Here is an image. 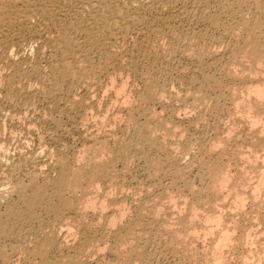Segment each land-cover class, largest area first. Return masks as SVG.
<instances>
[{"label": "bare ground", "instance_id": "6f19581e", "mask_svg": "<svg viewBox=\"0 0 264 264\" xmlns=\"http://www.w3.org/2000/svg\"><path fill=\"white\" fill-rule=\"evenodd\" d=\"M184 19L186 21L187 20L189 21V19H191L189 23L192 22L193 19H194L193 23L195 22V20H197V24L198 22L201 25L203 24L206 27V29L204 28V30H202L200 27L202 31L198 33H196L195 31L193 32L194 27L190 23V25L193 27L192 34L191 33L187 34V31L186 34L179 32L177 28V24L181 23L180 22L181 20L182 23H184L183 22ZM186 23L185 25H188ZM209 28L210 30L212 29L213 31L215 30L216 32H214L213 35H210ZM189 29L190 28H188V30ZM226 40H228L227 43H225ZM212 47H215V49L217 47L220 48L222 47L224 49L221 48L222 50H217V49L213 50ZM223 50L226 52V54L228 53V57L226 59L227 62L223 64L225 66L223 67V69L221 70L220 68L217 69L218 71L223 70V73H221V75H225V76H220L219 73L217 72V69L215 70L218 73L217 75H219V77L217 76L218 78L215 77V75L214 77H210L208 76L209 74L203 76L202 86L204 87V89L203 87L201 86L200 87L204 91L208 90L209 92L210 89V92L213 90L212 93H214V90L215 91L217 90V92L218 91L225 92L226 87L224 86L225 84L227 85L228 82L225 83L226 80L224 77H229L230 80L232 79L235 82H239V84L244 82L247 83L251 75L253 74L256 75L260 73V70L264 68V0H0V73L3 68L4 70H2V74L3 71L7 70L5 75L4 74L0 75V107H2V109L10 108L13 106L15 108V105H13V103L20 104L21 102H23L24 104H32L35 102H39V104H41L42 106L43 105L44 107L47 106L49 110L52 111V113L57 112L62 120L63 119L71 120V122L75 123L74 124L76 127L75 129L81 131L82 125L80 123L85 124L84 121H87L86 123L88 124V121H90V119L93 120V118L94 120L96 118H99L101 120L103 118L105 119V117L108 115L107 114L108 112L106 113V110L110 109L109 107L114 106L115 109L117 107L118 109L117 111L123 115L122 119H124L126 122L125 131L122 134V137L116 139V141L114 140L115 143L113 149L107 148V145H105L104 152H102L101 150L98 151V149H96L97 151L95 152L96 154H94L93 160H91V163L89 162L90 164L89 165L87 164V166H83L81 164L82 159L78 158L75 154H71L68 151H59L60 149L58 147L57 151L56 150L43 151L44 149H42L41 150L42 153L39 152V154H37L38 156L42 154L40 156L46 158V160L44 159L43 160L45 161L46 165H48V172L44 174L45 178L41 184L35 182V180L39 176L37 175V173H33L34 171L32 172L33 174L31 177L30 175H28L31 178L30 182H28L27 180L28 183H25L24 180H21L19 179V177H17L15 173L16 170H11L9 171V173H7L8 171L5 172L6 176L4 175V177L0 179V264H93V259L96 257H98L97 258L98 261L96 263V261L94 260V262L96 264H103L105 262L104 259L106 254H108L110 257L113 256L114 258H116L118 254L119 256L120 254H123L121 253V250L123 249L122 247H124V249H127L126 247L128 245L126 246V243L129 241V237L135 234L134 232L136 226L138 227L139 225H141V224L137 225L138 222L140 223V219L141 222L145 221L144 214L147 216L149 215L146 214L147 212H144L143 214L144 221H142V215H141L142 212L140 214V211L138 209L139 214L137 215L135 214L137 216L135 217L136 219L133 218L134 221L129 220V222L126 223L128 221L127 219L129 218L128 216L130 215L129 213L127 214L129 210L127 205H124L123 201L126 199V196L128 197L130 195L126 193L127 190L129 189L126 188L127 185L125 181H127L126 179L128 175L127 173L130 172L129 169L131 170L130 168L132 167L131 165L134 164V163L131 164L132 163L131 161L137 158L140 161L143 160L144 162L142 161V163L146 164L145 163L146 159L148 158V160H150L148 157V155H150L148 154L149 151H151L150 153L153 152L151 148L154 147V149H156L155 143L159 145L161 144L159 143V141L156 142L157 139L155 137L156 135L154 134L157 133L156 131L158 129L160 130L161 128H163V131L168 130L167 126L171 124L169 122H168L169 124L168 123L166 124V122L165 124L163 123L164 125H166L165 128L167 129H165L163 127L164 125L161 124L162 121H160V123H158L157 121L155 122L156 112L154 113L155 111L154 108L155 107L161 108L160 105H163V101L166 103V98L164 99V95L165 97L171 96V93L165 88V84L167 85L168 83L165 81H169L168 80L169 78L167 77L168 79L163 81V83L165 82V84H162L163 85L162 86L160 84V82H162L160 81V77L162 78V76L160 75L159 71L161 68H163V66L164 68L166 67V69L167 68L169 69L170 68L169 64H168L169 67L165 65H167L169 61L175 58V56H177L176 55L177 53H179L181 56H183V58L187 59L188 61H192L194 64H198L199 66L203 65L204 67L206 66L205 69L207 71L208 70L207 67L208 68L213 67L214 66L213 64L215 63L212 62L213 66H207L209 65L206 64V60L208 59V57L209 59H212L210 57H213L212 54L215 51H218V53L219 51H221L223 53ZM218 53L217 52L214 53L217 55V58H218ZM176 58H178V56ZM214 58L215 57H213V59ZM185 59L181 60L180 58V60L178 61H185ZM218 59L220 60V58ZM178 61L175 63H179ZM215 61H217V59ZM173 62L174 61H172V63ZM220 62L224 63V61H220ZM172 65H174L175 67L178 64L173 63ZM1 66H3L2 69ZM185 67L183 66V69ZM191 67L192 66H190V68ZM181 68L182 66H180L179 69ZM187 68L186 70L184 69V71L182 70L183 73L188 70ZM196 68L197 67H195V70ZM201 68H202L201 70H204L203 67ZM221 68H222V64H221ZM195 70L193 69L188 70V73L189 71H195ZM215 70L213 71L215 72ZM206 71L204 70V72ZM262 71H264V69H262L261 72ZM204 72H202V75ZM262 75L260 74L259 76L258 74L256 77L259 76L260 78L262 77ZM198 76L199 75H197L196 77ZM196 77L191 78L193 79V82L197 80ZM252 77L254 78L255 76ZM130 78H132L133 81L127 82V80H129ZM135 81L141 82V84L143 85V90L141 89L142 92L138 93L137 98L133 100L134 97H132L130 93L127 92V89H129L128 87L129 85L133 87ZM253 83H251L249 85L250 87L247 88L246 90L243 88L244 87L243 85H241L240 87H235L236 84L235 85L233 84L234 87L236 89L239 88V90L231 89L232 91H230L228 90L231 86L230 85L229 88L227 87L228 89L226 88L228 92L230 91V93L227 92L229 95L225 96L226 93L223 94L224 92L223 93L221 92L220 95L222 94V96L220 95L217 96H220L221 98H223L224 96L225 97L231 96L241 101L245 113L243 118L240 116L242 118L241 120L243 121L240 120L238 121H240L241 123L244 121H246L244 123L248 122V124L252 125L251 128L255 130L256 128L255 126H257L258 128V124H262L264 122V78L261 79V82L259 84L256 83L257 85ZM199 84L201 85V83ZM191 85L192 84H190V86ZM233 85L231 86V88H234ZM200 87L199 89L202 90ZM223 88L224 90H222ZM187 90H190L187 93H191V90L193 89L187 88ZM135 93L133 92V95ZM166 93H168V96H166ZM192 93L191 95L194 96ZM201 93H205V92H199V94H197L199 95V97H197V95L194 96L192 98L194 102L197 101L201 102L203 100L205 101V99H207L208 102V98L211 93L210 94L206 93L204 97L203 94ZM207 94H209V96ZM103 95H105L106 97L109 96L108 99L104 100L105 98L104 97L102 100L101 98ZM189 95L190 94L188 95L186 94L187 97L184 95L185 99H187ZM130 96L133 99H131ZM172 96L170 98H175ZM206 96L208 98H206ZM211 96H213V94ZM217 96H214L215 100L218 99ZM189 99H191L190 96ZM211 99L214 100V98ZM223 99H224L223 102H225L226 98ZM183 101L185 100L183 99ZM204 101L202 103H204ZM210 101L211 100H209V103L207 104H210ZM220 101L222 100H219L218 102L220 103ZM183 103L182 106H184L183 107L184 109L182 110L185 111V106L187 103L186 104L184 103V105ZM193 103L191 104L189 103V105L187 104L186 107L188 109L186 108V111L187 110L191 111L193 108H194L193 110H195L196 105L197 107L202 105V104L199 105V102H197V104L195 103L193 104ZM216 103L213 104L216 106ZM207 104L204 105L205 107H208L207 109L205 108L206 111H208V109H210L209 106L211 107L212 105L211 104L208 106ZM217 105H221V104H217ZM16 106L18 107V105ZM164 106L165 105H163V108L161 109H165ZM203 107L200 108L203 109ZM217 107L218 106H216L215 108ZM200 108L198 110L202 111V109L200 110ZM211 109L213 108L211 107ZM217 109H219V107ZM239 109L240 107L237 108V110ZM189 111H187V113H190ZM192 111L191 113H193ZM199 111L197 113H199ZM206 111L204 112L206 113ZM116 112L114 114H116ZM152 113H154L155 115ZM175 113L176 112H173L172 114L175 115ZM205 113L204 116L206 115ZM253 114H255V117L252 116ZM109 115L111 116V113H109ZM153 115L155 116V119ZM198 115H200V113ZM113 116L114 115H112L111 119L113 118ZM117 116H115V118H117ZM150 116L151 118L149 119L148 117ZM176 116L177 114L174 117ZM204 116L200 115L199 118L198 116L195 118H198L201 123H205L206 121H208V119L205 121L206 118ZM143 117H145L143 119L144 121L146 118H148L144 123L139 121L140 120L139 118H143ZM159 117L161 116L159 115ZM159 117H157V119ZM108 118L110 119V117ZM119 118L120 117H118V119ZM172 119L173 118H171L170 120ZM100 121L98 120L97 122L95 120L94 122H97L99 126ZM112 121L114 122V120ZM106 122L107 121L105 120V123ZM110 123L111 121H109V124L107 125H111ZM194 123L196 125L198 124L196 122ZM199 124L197 125L198 128H200ZM172 125L169 127V129L171 128L170 129L171 131H172ZM2 127H4V124ZM2 127L0 128V131H2L1 130ZM258 129H256V131H258ZM177 130L181 131L182 129H177V128L174 129L173 130L174 134L180 132ZM183 130L181 132H183L184 134ZM254 130L253 131L250 130L251 133L254 132ZM260 131H262L261 132L262 136L260 134ZM165 132L167 131H164V134ZM162 133L163 132L160 131V134ZM171 133L169 135H171ZM160 134L159 136L161 137ZM174 134L172 133V138H174L173 137ZM258 134H256L258 135L257 137L260 136L261 138L262 137L264 138V128L262 130H259ZM166 136H168V133ZM180 136L182 135L180 134ZM168 137L166 138L169 140ZM183 137L185 138V134L182 136V138ZM190 137L192 138V136ZM256 138H254L255 141L259 140L258 138L256 140ZM167 139L166 142L164 143H167ZM189 139H185V140L188 142ZM192 139L194 140L193 144H195V139L194 138ZM192 139H190V141ZM170 140H173L172 143L170 142L171 144L178 143L177 141L176 143H173L175 142L174 141L175 139H170ZM176 140L182 141L180 140V138ZM185 140H183V142ZM255 141L253 142L256 143ZM160 142L163 141L161 140ZM164 143L162 144L165 145ZM190 143L189 142L188 143L185 142V144L181 143L185 145V153L189 152V148L193 149V147L191 146L189 147ZM197 143L200 145V143H202V140L200 143L199 141ZM163 145H161L160 147H162ZM183 145L182 147H184ZM199 145H197V148L196 147L194 148L198 149ZM211 145L214 146L215 144L213 143ZM217 145L219 148L220 145L222 146L223 144L220 145L216 144L214 148H216ZM259 145L261 146L263 144H259ZM259 145L258 148L262 147L261 151H263L264 145L261 147H259ZM175 146L176 147L178 146V148L180 147L179 144L174 146L172 145V149L169 148L170 151L173 152L174 151L173 148H175ZM202 147L204 148L206 147V145L205 146L201 145L200 148L202 149ZM214 148L209 149L208 151L214 152ZM107 149L109 150L105 156L109 154V159L107 158L105 159V157H102L101 155V152L106 153ZM157 149L159 148L157 147ZM179 150H181L180 153L183 152V148ZM259 150L260 149H258V151L256 152L257 154H254L253 156H251L252 155L251 153L250 155H245L248 159L250 158L248 156H251L252 157L251 159L256 158L254 161L257 160L256 161L257 163L259 160L262 159L260 166L255 162V164L259 166L258 169H256L259 170V172L257 171L256 172L257 174L254 172L256 174L255 184L251 186V196H253V199L256 200L260 198L261 193L264 190V172H263L264 151L260 157L258 156ZM166 151L168 152V150ZM170 151L168 153H170ZM159 152H162V150H160ZM0 153H5L3 154L5 156H3L4 159L2 158L0 165L2 164L4 165V167H6L5 164L10 161V158L7 155L8 150H6L5 147L0 145ZM156 153L154 156L159 154ZM170 154H168V156H171ZM36 158L38 157H35V159ZM26 159L27 158L25 159L22 158L18 162V164L14 166H16V168L19 169V167L21 168L25 164V166L28 167L27 164H30L32 160L30 161L28 159L30 162L29 163L28 160ZM156 160L154 159V161L157 164V162L160 161V157L159 159L157 158ZM150 161H146V162L150 163ZM254 161L249 160L248 163L253 162V167H254ZM155 162L154 163L152 162L151 164H155ZM159 164L156 166L158 167ZM146 165L148 167V163ZM155 165L152 166L156 167ZM190 165H192V163ZM150 166H149V171L150 169L152 170ZM202 166L204 168L205 165ZM210 166L211 165H209L208 167ZM214 166L212 165V168H214ZM208 167H205L206 171ZM158 168H162V167L159 166ZM260 169H263L261 170L262 172L260 171ZM155 170H159V169L156 168ZM155 170H153V172H155ZM252 170L254 171L255 169ZM215 171L217 172V170ZM207 172L205 173L207 174ZM28 173L31 174L30 172ZM155 173H153L152 176L154 175L156 176L157 173L156 174ZM160 173L162 174V172ZM160 173H158V176H160L159 175ZM214 173L212 172L213 175ZM218 173L222 174V176L221 175L218 176ZM149 174L151 175V173ZM202 174L205 175L204 173ZM226 174H223V172H217L216 175L212 176L213 178L215 176H217L215 178H218L215 180V182L213 181V183H215V184L212 183L214 186L212 185V188L210 186L213 192L216 191L217 193L218 190L222 191V189L224 191L228 189L227 187H229L230 189L231 184L229 185V183L231 179H229ZM224 175L227 176V178L225 177L224 179L223 177ZM247 176L248 175L245 174L243 179L247 178ZM227 179L230 180L228 181L229 183L226 182ZM171 183L170 184L173 186L174 182ZM130 186L131 184L128 185V188ZM187 187L188 185L185 186L184 188ZM131 188L132 187H130V189ZM190 188H191V183H190ZM210 188L208 189V191L210 190ZM187 189L186 192L188 191ZM193 189L196 190L195 187ZM200 189L199 192H203V193L205 192L204 191L205 189L203 190L202 188V191H200ZM140 190L136 192H140ZM132 192L134 191L132 190ZM146 192H151V190ZM124 193L126 194L125 197L123 195ZM203 193L201 194L203 195ZM152 194L153 193H151V196ZM188 194L190 196L191 192L190 193L188 192ZM215 194L214 196H216L218 193L216 195ZM135 195L131 194V196H135ZM121 196L124 197L125 199H123ZM120 197L122 199H120ZM136 197L138 196L136 195ZM168 197L165 199L164 197L163 198L161 197L162 200L159 202H162L163 199L164 200L168 199ZM191 197L193 199L197 198L196 196H193V193ZM218 197H215V199H217ZM129 198L130 197H128V200ZM161 198H157L153 200L158 201V199L160 200ZM173 198L171 197V199L174 202ZM186 198H188V196ZM239 199H241L240 204H242L244 198L239 197ZM258 200L260 201V199ZM146 202L148 204V201ZM146 202H143L144 204H142L145 207L147 205ZM159 202L156 203H158L159 205L160 204ZM163 202L167 203L166 201ZM255 202L256 201L254 200V203ZM127 203L125 202V204ZM162 204L165 205L164 203ZM173 204L174 205L171 204L173 208L172 211L173 212L176 211L177 213V210L175 209L179 208L180 205L179 203H175V202ZM142 205H140L141 206L140 209L143 210ZM151 205L149 206L148 204L147 206L151 207ZM153 205L155 206V202ZM166 205H168V203ZM124 206H126L127 209ZM171 206L166 209L169 210ZM241 206H243V204ZM135 208L137 209V207ZM157 208L160 209L158 210L161 213L166 211V210L161 211L162 209L161 205H159ZM159 211L157 212V209L155 212L150 211L151 216L149 215V217L151 218V220L156 216L157 213L159 214ZM191 212H193V210ZM126 214L128 217L127 219H126ZM194 214H195L194 212L191 213V216H193V218H194ZM167 215H169V213H167ZM172 215L169 218L173 220L176 214H174L173 216ZM131 216L129 219H131ZM156 217L155 218L159 220L160 215L159 216L157 215ZM163 217L165 218V216ZM187 217H190V212H188ZM147 221L148 220H146V222ZM160 221L162 222V220ZM163 221L167 222V218L166 220ZM123 222H125L124 227L121 225ZM148 222L150 224V221ZM146 224L142 223V225L144 226ZM156 225H157V221H156ZM146 226L145 229H147ZM159 227L160 225H158V228ZM164 227H162V229ZM167 227H165V229H167ZM220 227L221 225L218 228L220 229ZM172 228H169L170 230L169 229L168 230L172 231L173 230ZM222 228L220 230L217 229V231L218 230L221 231ZM151 229L154 228H150V230ZM159 230L160 229H158L157 232ZM163 230L161 231L163 232L162 234H164L165 231ZM168 230L165 232H168ZM174 231L175 230H173V233ZM161 232H158V234L156 233L154 234L156 236L158 235V237L159 235H161L162 237ZM146 233H148V231ZM225 233L226 232L224 233L219 232L218 234H225ZM227 233L226 235L223 236L221 235V239L219 235V239H218L219 245H217L216 248L218 260H223V258L226 257L225 255L226 253L224 252V247H226L227 244L230 245L229 242L233 241L231 240L232 236L230 237L231 234L228 233L229 234L228 235ZM139 234L143 235L144 233H139ZM139 234L137 236H140ZM145 234L143 236H145ZM154 234H152V236ZM146 235L149 236L150 234L149 235L146 234ZM175 235L177 236V234ZM175 235L174 237H176ZM253 235H255V233ZM133 237L135 236L133 235ZM244 237L246 238V236ZM249 237H251V235ZM149 238L151 239L152 237ZM138 239H142V237H139ZM160 240L158 239V242ZM137 242H139V240ZM131 243L130 246L132 247L133 245H131ZM145 243L147 245V242ZM145 243L144 246H146ZM135 246L138 247V245L136 244ZM139 249L137 248L136 251H138ZM126 251L127 250H125V252ZM103 253L105 255H103ZM16 257H20L19 262H17L18 260L15 261ZM134 258L133 260L136 259ZM118 260H121V258H118L116 260V264L119 263ZM133 260L131 259L130 262H133ZM124 261H125L124 263H126L127 260L125 259ZM113 262L114 261H112V263ZM221 263L222 262H220V264ZM134 264L136 263L134 262Z\"/></svg>", "mask_w": 264, "mask_h": 264}, {"label": "rangeland", "instance_id": "374dc122", "mask_svg": "<svg viewBox=\"0 0 264 264\" xmlns=\"http://www.w3.org/2000/svg\"><path fill=\"white\" fill-rule=\"evenodd\" d=\"M190 20L191 19H189V21ZM187 21L184 19L183 20L184 23H182V20H181L180 21L181 23L177 24V28H178L179 32H182V33L186 34V31H187V34H190V33L192 34L194 31L196 33H198L200 31L204 30V28L206 29V27L203 24H202L203 26L199 22L197 24V20H195L194 23H193L194 19L192 20V22H190L191 25L194 28L190 25L189 21L188 22ZM185 23L188 24V25H185ZM195 23H196V25H195ZM197 25H198V28H197ZM200 27H201L202 30L200 29ZM188 28H190V29L188 30ZM192 28H193V32H192ZM182 29H184V30H182ZM209 32H210V35H213V33L216 32V31L215 30L213 31L212 29L210 30V28H209ZM227 42H228V40L225 41V43H227ZM212 48H213V50H216V49L217 50H222V49H224L222 47H221L222 49L220 47H217L216 49H215V47H212ZM216 52L218 53V51H215L214 53H216ZM220 52L221 51H219V53ZM214 53L212 54V56L215 57V58L213 59V57H210L213 60L209 59V57L206 60V64H209L207 66H213L214 65L216 67L215 68L213 66L214 69H213V67H209V68L207 67L208 70L206 71V69H205L206 66L204 67L203 65L199 66L198 64H194L192 61H188L187 59L183 58V56H181L179 53H177L176 55L178 56L179 59L176 58L177 56H175V58H173L174 60L172 59L171 61H169V63H167V65H165L167 67L170 66V68H169L170 70L167 68L168 69V71H167L166 67L164 68V66H163V68L160 69L161 72L159 71L160 75L162 76V78L160 77V81H162V82H160V84L162 85V84H165V82H168L167 85L165 84V88L171 93V96L173 95L172 97H175V98H170L171 96L170 97L168 96L169 92L166 93V96H168V97H165V95H164V99L166 98V103L163 101V105H165L164 106L165 109H161V108H163V105H160L161 108L160 107H155L154 108L155 109L154 113L156 112V119H157V117H159V115L161 116V117L158 118L159 121H158V119L157 120L155 119V116H154L155 114L152 113V114H154L153 116H154L155 122L157 121L158 123H160V121H162L161 122L162 125H164L165 122H166V124L168 122L171 123V124L168 123L169 124V126H167L168 130H170L171 128L169 129V127L172 124L175 123L174 124L175 126L172 125V131L171 130L170 131L174 134V132H173L174 129H176V128L177 129H182V130L184 129L183 131H184V134H185V138L184 137H183L184 139L182 138V136L184 135L183 132H181L182 130L181 131L177 130V131H180L181 133L177 132L178 135H177V133H175L177 136L174 134L173 135L174 138H172V133L170 131L164 130V131H167V132H165V134L167 135V133H168V136H169L168 137V136H166L164 134L163 128H161L160 130L158 129L156 131L158 134L155 133L154 135H156L155 136L156 139H157L156 142L159 141V143H161V144L159 145V144L155 143L156 149H157V147L159 149L156 150L153 147V148H151V150L153 152L150 153L151 151H149L148 154H150V155H148V157H149V159L151 161L148 160V158L146 159V161H150V163L145 161L146 164L148 163V167H147L146 164L142 163V161H143L142 159H141L142 161H140L139 159L136 158L135 160L131 161L132 162L131 164L134 163L133 164L134 166L131 165L132 166V167H130L131 170L129 169L130 172L128 171L130 174L127 173L129 176L127 175V178H126L127 181H125L126 185H127L126 188L131 191L130 192L129 190H127V192H126V193H128V195L130 194L128 196L130 198L128 200V197L126 196V199H127L126 200L124 198L125 195H126L125 193L123 194L124 197L121 196L123 199L126 200V201L124 200L123 203H124V205H127V207H128L129 211L127 212V214L129 213L130 216L133 215V216H131V219H129L130 216H128L129 217L128 218L127 214H126V219L128 218L127 219L128 221L126 223H128L129 220L130 221H134V219H136L135 218V217H137L136 215L139 214L138 209L140 211V214L142 212V214H141L142 215V221H144L143 220L144 212H147L146 214H149V215H150V211H154L155 212L156 209H157V212H158L160 210L159 208H157L159 205H161V208H162L161 211H163V210L164 211L166 210V211L162 212L163 215H162V213L160 211H159V214L158 213L156 214V216L160 215L159 220L156 219L157 218L156 216H155L156 218L154 217L151 220L149 215L147 216V215L144 214L145 221L141 222V219H140V223L138 222V224H137V225L141 224V225H139L141 228L139 226L138 227L142 231L136 226L137 229L135 228V232H134L135 234H133L135 237H133V235L130 236L129 237V241L126 243V246L127 245L130 246V243L132 242L131 245H133V246L132 247L130 246L131 247L130 248V247H128V246L126 247L124 245L127 249H124V247H122L123 251L121 250V253H123L124 255L123 254H120V256H119V254L117 255V257H116L117 259L121 258V260H118L119 261V263L117 262L118 264H128V263L129 264H131V263L134 264V262L136 264H145V262H146V264H220V262H222L221 264H247V263L248 264L249 263L250 264H264V199H263L264 198L263 197L264 196L263 195L264 194V190L261 193L260 198H258V199H260V201L258 199H257L258 201L256 199H253V196H251V186L255 184V177H256V174H257L256 172L257 171L259 172V170H256V169H258V167L260 166V164L262 162V159H261L257 163L256 162L257 160L254 161L256 158L255 159H251L252 158L251 156H253L254 154H257L256 152L258 151V149H260L259 152H258V156L261 157V155H262V153L264 151V150L261 151V148H262L261 146L264 145V138L263 137L261 138L260 136L257 137L259 135L258 134L259 130H262L264 128V122L262 124H258V128L260 127L259 129L257 128V126H255L256 127V128L254 127L255 130L251 128L252 125L248 124V122L244 123V122H246V121H244V122L241 123L240 121H243L241 119L244 117V113H245V110L243 109L241 101H239V100H237V99H235L234 97H231V96L225 97V96L229 95L228 93H230V91H232L233 89H236L235 87H240L241 85H243L244 86L243 88L246 90L247 88L250 87L249 85L251 83H253V81H254L253 84H255V85L259 84L261 82V79L264 78V73H263L264 71L261 72V70L264 69V68H262L260 70V73H258L259 76H260V74L261 75L263 74L262 77L259 78V76L256 77L258 74H256V75L253 74V75H251V77L255 76L256 79H258V80H256L255 77L254 78L252 77V79H251V77L250 78L248 77L249 79H248L247 83L246 82H244V83L240 82L241 84H239V82H235L232 79L230 80L229 77H224L225 80H226L225 83H227V82L229 83V84L227 83V85L225 84L224 87H226V88L228 87L229 88L230 85L232 86L233 84L234 85L236 84L235 87L233 85L234 88H231V86H230L229 89L227 88L228 90H230L229 92L226 90V88H225V92L223 91L224 93L222 91H220V92L218 91L219 92L218 93L217 90L216 91L214 90V93H212L213 92L212 89H211L212 90L211 92H210V89H209V92H208V90L204 91L203 90L204 87L202 86L203 85V83H202L203 82V80H202L203 76H206L207 74H209L208 76H210V77H214V75H215V77H217V76L219 77V75L220 76H225V75H221V73H223V70L222 71H218V69L220 68V70H221V69H223V67H225L223 64H225L227 62L226 59L228 57V53L226 54V52L223 50V53L222 52H221L222 54L220 53L222 58H221V56L218 53V58H220V60L217 58V55L214 54ZM225 54H226V56H225ZM180 58H181V60L185 59V61H178V60H180ZM216 59H217V61H215ZM186 60H187L188 63L186 62ZM172 61H174L173 62L174 64H178L179 66L176 65L174 67V65H172L173 64ZM177 61L179 63H175ZM220 61H224V63L220 62ZM183 62H184L185 65L183 64ZM189 62H191V63H189ZM212 62L213 63L215 62V63L213 64ZM168 64H169V66H168ZM186 64H188V65H186ZM218 64H220V65H218ZM221 64H222V68H221ZM177 66H178V68H177ZM180 66H182L181 69H179ZM183 66L184 67L186 66L184 68L185 70H186L187 66H188V68H187L188 70H191V69L195 70V67H197L198 70L196 68L195 71H189V73H188V70H187V71H185L183 73V71H184ZM190 66H192L193 68L192 67L190 68ZM201 67H203L206 72H204V70H201L202 69ZM2 68H3V66H1V69ZM176 68H177V70H176ZM215 69H217V72L219 73V75H217L218 73L216 72ZM2 70H4V68ZM2 70H1L0 75L2 74ZM171 70H172V73H171ZM173 70H174V72H173ZM213 70H215V72ZM169 71H170V73H169ZM196 71H198V72H196ZM201 71L204 72L203 75H202ZM6 72H7V70L3 71V74L5 75ZM192 72H194V73H192ZM168 73L170 75H173V76H170ZM210 73L211 74L213 73L212 76H211ZM167 75H169L170 77L167 76ZM190 75H192V76H190ZM197 75H199V76L196 77ZM195 77L198 80V81L196 80L197 82L194 81L196 84L193 82V79H191V78H195ZM199 77H201V78H199ZM227 78H228L229 81L227 80ZM166 79H168L171 83L169 81H165ZM128 81L131 82V81H133V79L130 78L129 80H127V82ZM163 81H165V82L163 83ZM230 81H233V82H230ZM255 81H258V82H255ZM198 82L201 83V85ZM135 83H137V84H135ZM197 83H198V85H197ZM190 84H192V85L195 84V85H193V87H192V85L190 86ZM130 86L131 85L128 86L129 89H127V92L130 93V95L132 97H134V99L131 96H130V98L135 100V98H137L138 93L142 92L143 85L141 84L140 81H138V82L135 81L134 84H133V87L131 86L132 89H131ZM200 86L203 87V89ZM251 86H253V85H251ZM171 87H173V88H171ZM186 87L188 89H193V90H194V87H195V90L194 91L191 90V93L192 92L195 93L196 91L205 92V93H201V94H203V97L206 95V93H209V94L211 93L210 96H209V94H207L210 99L206 96V98H208V102H207V99H205L206 103H205L204 100L203 101H204L205 104H207V103H209V100H211L210 104H207V105L209 106V105L212 104L211 107L213 109H211V107L209 106L210 109H208V111H206L205 108L207 109L208 107L204 106L205 104L202 103L203 101H201V102L197 101V102H199V105L202 104L201 106H198L199 108L204 106L203 109L200 108V110L202 109V111H199L198 110L199 108L196 105L195 110H193L194 108L192 109L193 111L191 110L193 113H191V111H189V110H187V111H189L190 113H187V111H186L187 104L189 105V103L190 104L193 103L194 100L192 98L194 96H196L197 94H199V92H196L195 94L192 93L194 95V96H192L191 93H187L190 90H187ZM190 87H192V88H190ZM199 87L202 90H200ZM237 89L239 90V88H237ZM129 90H130V92H129ZM171 90H172V92H171ZM222 90H224V88ZM133 92L134 93L136 92V93L133 95ZM221 92L223 94L226 93L225 96L223 97V98L227 99V100L225 99V102H223L224 99L220 97V96H222V94L220 95ZM177 94L178 95L180 94V95L178 96ZM181 94H182V96H181ZM186 94L187 95L190 94L189 96H190L191 99H189V96H188L187 99H185ZM212 94H213V96H211ZM105 95L102 96V98H101L102 100H103L104 97H105L104 100L108 99L109 96L106 97ZM217 95H220V96H217ZM177 96H178V98H177ZM214 96L218 97V99H216L217 101L215 100ZM197 97H199V95H197ZM211 98H214V100L211 99ZM183 99L185 101H183ZM175 100H177V101H175ZM219 100H222V101H220V103H219L218 102ZM181 102L182 103L184 102L185 104L187 103L186 106H185V111L182 110V109H184L183 108L184 106H182ZM197 102H194V103L197 104ZM184 103H183V105H184ZM213 103H216V106H218L219 109H217L218 107L215 108L216 106ZM217 104H221V105H217ZM13 105H15L16 109L14 108V106L10 107V108H3V109H2V107H0V128L3 126V124H4V127H5V128L2 127V129H1L2 131H0V145L5 147L6 150H8V154L7 155L10 158L9 162H7V163L5 162L6 163L5 164L6 167H4V165H2V164L0 165V179L4 177V175L6 174L5 172L8 171L7 173H9V171H11V170H16L15 173H16L17 177H19V179H21V180H24L25 183L30 182V179H31L30 177L32 176L33 173H37V175L39 177L35 180V182H37L38 184H41L44 181V178H45L44 174H46L48 172V165H46V163L44 161V160H46V158H44L43 156H40L42 154H40L39 156L37 155V154H39V152H41L42 149H44L43 151H55V150L57 151L58 147H59V149H60L59 151H68L71 154H75L78 158L82 159L81 160V164L83 166H87V164L89 165L91 163V160H93L94 154H96L95 152L97 151L96 149H98V151L101 150L102 152H104L105 151V149H104L105 145H107V148L113 149L116 139L122 137V134L124 133L125 128H126V125H125L126 122H125L124 119H122L123 115L120 114V112L117 111L118 110L117 107L115 109L114 106H111V107H109L110 109L106 110V113L108 112L107 116L110 117V119L107 116L105 117L106 113L104 115L105 119L103 117H100V118H103L102 120L104 122L101 119L96 118L95 120L97 122H98V120L99 121L101 120L99 122V126H98L97 122H94L95 121L94 118H93L94 121L92 119H90V121L92 120L93 122L92 121L91 122L88 121V124L92 128L86 123L87 121H84L85 124L80 123L82 125V129L80 131L78 129H75L76 128L75 125H74L75 123L71 122V120H69V119H63L62 120L60 118V115L57 112H53L52 113V111H50L47 106L44 107V105L42 106L41 104H39V102H35V103H32V104H24L23 102H21L20 104L13 103ZM16 105H18V107ZM26 105H27V107H26ZM238 107H240L239 110H237ZM112 109H113V112H112ZM159 109H161V110H159ZM189 109H191V108H189ZM196 110H198L200 115H202V116H204V113H205L204 111H206V113H205L206 115L204 116L206 118L205 121L208 119V121H206L207 123L205 122L206 124L205 123H201L199 121L198 118L200 117V115H198L199 113H197L198 111H196ZM114 111L115 112L117 111L116 114H114L115 113ZM173 112H176L175 113V115L177 114L176 117H174L175 115L172 114ZM208 112H210V113H208ZM24 113H25V115H24ZM109 113H111V116L109 115ZM117 114H118V116H117ZM207 114H208V116H207ZM112 115H114V116L111 119ZM115 116H117V118H115ZM197 116H198V118H195ZM252 116L255 117V114H253ZM118 117H120L123 121L120 118L118 119ZM238 117H239V119H238ZM144 118L145 117L139 118L140 119L139 121L144 123L146 121V119H148V118L150 119L151 116L146 118L145 121L143 120ZM171 118H173L172 120L174 122L172 120H170ZM174 118L176 119V121L178 123L175 121ZM105 120L107 121L106 123H105ZM112 120H114V122ZM196 120H198L200 124ZM238 120H240V121H238ZM109 121H111V123H110L111 125H107V124H109ZM192 121L198 123L200 128H198V126H197L198 124L196 125ZM115 122H117V123H115ZM95 123H97V124H95ZM103 123H104V125H103ZM92 124H93L94 128H93ZM207 124H208V126H207ZM178 125L180 126V128H179ZM193 125H194V128H193ZM95 126H98V127H95ZM163 127L165 128L166 125H164ZM196 127H197V129H196ZM165 129H167V128H165ZM256 129H258V131H256ZM206 130H207V132H206ZM250 130L251 131L254 130V132L251 133ZM98 131H99V133H98ZM160 131H162L163 133L160 134ZM255 131H256V133H255ZM169 132L171 133V135H169L170 134ZM261 132L262 131H260V134H261ZM159 134L161 135V137L159 136ZM180 134L182 136H180ZM251 134H253V135H251ZM256 134H258V135H256ZM190 136H192V138L195 139V144H193L194 140ZM255 136L261 141L257 140V138ZM261 136H262V134H261ZM166 137H168L169 140ZM177 137L180 138V140H182V141L176 140V139H178ZM158 138H159V140H158ZM161 138H164L165 140L161 139ZM189 138L192 139V140L190 141ZM254 138H256L257 141H255ZM166 139H167V143H164V142H166ZM170 139H175L174 140L175 142H173V143H176V141L178 143L171 144L173 140H170ZM185 139H189L188 142L192 143V144L191 143L189 144V147L190 146L193 147V149L189 148V152L188 153H185V145H183V144H185V142L188 143ZM53 140H56V141H53ZM95 140H97V141H95ZM161 140L163 142H160ZM183 140H185V141L183 142ZM201 140H202V143H200ZM198 141H199L200 145L197 143ZM253 141H255L256 143H254ZM258 141L261 142V143H259ZM162 143H164L165 145H163ZM181 143H183V144H181ZM213 143L215 145L216 144H219V145L223 144V145L222 146L220 145L219 148H218V145H217L216 148H218V149H216V148H214L215 145L214 146L211 145ZM178 144L180 146L179 148H178V146L177 147L175 146V148H173L174 151L173 152L170 151L169 148L172 149V145L174 146V145H178ZM196 144L199 145L198 149H196L197 148ZM259 144H263V145L260 146ZM161 145H163V146L160 147ZM168 145H170V146H168ZM182 145L184 147H182ZM201 145L202 146L206 145V147H204V148L202 147V149H201L200 148ZM207 145L209 147L214 148V152L213 151L212 152L208 151L209 149H212V148H209ZM258 145L261 148H258ZM194 147H196V148H194ZM254 147L257 148V149H255ZM181 148H183L184 154H183V152L180 153L181 150H179V149H181ZM251 148L255 149V150H252ZM109 149H107L106 153H102L101 152L102 157H105V159L106 158L109 159V154L107 156H105L108 153ZM199 149H201V150H199ZM263 149H264V146H263ZM160 150H162V152H159ZM166 150H168V152L170 151V153L171 152L172 153L170 154ZM206 150H207V152H206ZM155 151L156 152L158 151L157 153H159L158 155H156L157 157L154 156L155 153H156ZM250 153L252 155L248 156V157H250L248 159L245 155H250ZM3 154H5V153H0V163H1V160H2L3 156H5ZM168 154H170L171 156H168ZM19 155H20V157H19ZM158 156L160 157V161H158V162L161 163V161H162L161 164H159L158 162L156 164V162L154 161V159L155 160L157 158L159 159ZM35 157H38V158H36L37 160L35 159ZM22 158L23 159L27 158L26 160L29 159L30 161L31 160L32 161L30 163L29 160H28V162L30 163V164H27L28 167H26L25 164H24L23 167H21L22 169L20 167L18 169L14 165H17L18 162ZM245 158H246L247 161L245 160ZM249 160L254 161V167L256 166L255 168L253 167V162H249L250 163V165H249V163H248ZM152 162L153 163L155 162L156 165L159 164V166L162 167V168H158L159 166L157 167L155 164H151ZM255 162H256V164H259V166L256 165ZM136 163H137V165H136ZM191 163H192V165H190ZM150 164H151V166H150ZM152 165L153 166L155 165L156 167H153ZM202 165H205L204 168H203ZM207 165L208 166L211 165V166L208 167ZM212 165L213 166L215 165L217 167L214 166V168H212ZM149 166H150V168H152V170L150 169V171H149ZM205 167H208L207 171L208 170L210 171L212 169L211 171L213 173H214L215 170H217V172H223V174L228 173L226 175L228 176L229 179H231V181L227 179L226 182L230 181V183L228 182L229 185L231 184L230 189H229V187H227L229 190L228 189H226L224 191H223V189H222V191L218 190L217 191L218 194L216 193V191H214L217 194L216 195L211 188H212V185L215 184V183H213V181L215 182V180L218 179V178H215L217 176H215L214 178L212 177V176L216 175L217 172L215 171V173L213 175L211 171L207 172ZM156 168L159 169V170H155ZM6 169H8V170H6ZM213 169H214V171H213ZM219 169L222 170V171H220ZM252 169H255L256 171L255 170L253 171ZM153 170H155V172L157 173L156 176L154 175L156 178L154 176H152L153 173H155V172H153ZM261 170H263V169H260V171ZM159 171L162 172V174ZM28 172H30L31 174H29ZM148 172L151 173V175ZM205 172H207V174ZM263 172H264V170H263ZM158 173H160L159 174L160 176H158ZM202 173H204L205 175H203ZM245 174H247L248 176H247V178L243 179ZM28 175H30V177ZM208 175H210L211 177L208 176ZM219 175L222 176V174L218 173V176ZM157 176H158V178H157ZM227 176L224 175L223 176L224 179H225V177L227 178ZM133 178H134V180H133ZM219 178H221V177H219ZM27 180H28V182H27ZM127 182H128V184H127ZM171 182H174L173 186L175 185L174 186L175 188L171 185L172 184ZM184 182H185V184H184ZM190 183H191V188H190ZM129 184H131L130 187H132L133 189L132 188L130 189V187L128 188ZM184 185L185 186L188 185L187 188H189V189L184 188L185 187ZM193 186L196 188V190L193 189L194 188ZM208 186H209V188L211 186L209 191H208V189H209ZM201 187L203 188V190L205 189L204 193L203 192H199V189ZM202 188L200 189V191H202ZM206 188H207V191H206ZM136 189H138V190L142 189V190H140V192H136V191H138ZM186 189L188 190L187 192H186ZM191 189L194 190V191H192ZM132 190L136 193V195L138 197H136L135 193L132 192ZM150 190H151V192H146V191H150ZM125 191H126V189H125ZM219 191H220V194H222V195L219 194ZM188 192L189 193L191 192L190 196H189ZM151 193H153L152 196H151ZM164 193H165V195L166 194L167 195L165 196ZM192 193H193V196L197 197L196 199H193L191 197ZM201 193H203V195ZM213 193L216 196H214ZM131 194H133L135 196H131ZM148 194H149V197H148ZM199 194H201V195H199ZM160 195H161L162 198L164 197V199L167 198L168 195H169L170 198L168 197V199H166V200L163 199V201H166L168 203V205H166L167 203H165L163 201L159 202V201L162 200ZM218 195H219V197H218ZM187 196H188V198H186ZM238 196L240 198L243 197L245 199V200L243 199V202H242L243 206H241L242 205V204H240L241 203V199H239ZM121 197H120V199H122ZM156 197L157 198H161V199L160 200L158 199V201L157 200L154 201L155 199H157ZM171 197L172 198L175 197V198H173L174 202L175 203H179V205H180L179 208L175 209V210H177V213H176L175 210H174L175 212L172 211L173 208H172L171 204L174 205L173 204L174 202L171 199ZM215 197H218V198L215 199ZM185 199H187V200H185ZM169 200H170V202H169ZM254 200L256 201L255 203H254ZM261 200H263V201H261ZM128 201H130V202H128ZM146 201H148L149 206L152 204L151 207L154 206L153 204L155 202V206H154L155 208L154 207L153 208L148 207L147 206L148 204H147ZM125 202L126 203L128 202V203L125 204ZM143 202H146V204H147V205L145 204L146 207L144 205H142V204H144ZM149 202H152V203H149ZM156 202H159L160 204L158 205V203H156ZM258 202L260 203V205H259ZM162 203H164L166 206L163 205ZM156 204H157V206H156ZM134 205H135V207H137V209L134 207ZM140 205L143 206L142 207L143 210L140 209L141 208ZM169 205L171 206V208L168 210L166 208H169L170 207ZM138 206H139V208H138ZM124 207L126 208V206H124ZM191 208H192L193 212L195 213L194 214V218H193V216H191V213H193V212H191L192 211ZM134 211H135V213H134ZM167 211H170V212H167ZM108 212H110V211H108ZM166 212L169 213V215L170 214L171 215L172 214L173 215L176 214L175 215L176 217L174 216V219L175 218L176 219L172 220L171 218H169V217H171V215L170 216L167 215ZM188 212H190V217H187ZM151 213H153V212H151ZM163 216H165V218ZM166 218H167V222L165 221L166 222L165 223L163 220H166ZM146 220L150 221V224H149L148 221L146 222ZM160 220H162V222ZM153 221H155V222H153ZM156 221H157V225H156ZM151 222H153V223H151ZM142 223L143 224L148 223V224H146L147 226L145 225L147 229H145V226L142 225ZM151 224H153V225H151ZM163 224H164V226L166 224L165 227H167L168 224H169L167 229H165ZM121 225L124 227L125 226V222H123ZM158 225H160L159 228H158ZM161 225H162V227H164L163 229L165 231H167L169 228L173 227L172 229L175 230L174 233L176 232L175 234H177L178 237L173 233V230L169 231L170 230L169 229L168 232H165L162 229ZM220 225H221L220 229L223 227L225 231L223 230V228H222L221 231H219L220 229L218 227ZM150 228H154V229H151V230H153L155 232L151 231ZM156 229L157 230L160 229L158 232H161L162 230L164 231V234H162L163 232H161L162 237H161V235H159V237H158V235L156 236L154 234V233L158 234ZM217 229H219L218 231L220 233H224V232L227 233L228 232L229 234H231L230 237L232 236L231 240H233V241L229 242L230 245L227 244L228 246L226 245V247H224V252L226 253L225 255H226L227 258L224 257L223 260H218V258H217V249L216 248H217V245H219V240H218L219 239V235H220V239H221V235L222 236L226 235V233L225 234H218L219 232L217 231ZM137 230H139L140 232L137 231ZM145 231L146 232L148 231V233H146ZM151 232H152V234L155 235V236L153 235L154 237L152 236ZM259 232H261V233H259ZM136 233H137V235L139 233H144V234L146 233V234H148V235L150 234V235L147 236L145 234V236H143L144 234L143 235L139 234L140 236H137ZM168 233H170V234H168ZM254 233H255V235H253ZM166 234H168V235H166ZM241 234H242L243 237L241 236ZM174 235L178 238L180 243L178 242L177 238L174 237ZM250 235H251V237H249ZM244 236H246V238ZM139 237H142V239H138ZM144 237H146V238H144ZM149 237H152V238L150 239ZM175 238H176V240H175ZM147 239H149V240H147ZM158 239L159 240L161 239L160 240L161 243H160V241L158 242ZM172 239H174L175 241L172 240ZM244 239H245V241H244ZM133 240L134 241L136 240L135 241L136 243ZM138 240H139V242L142 241L143 243L142 242L141 243L137 242ZM247 241L249 242V244H248ZM133 242L136 245H138V247H136ZM145 242H147V245H146ZM246 242H247V244H246ZM144 243H145V245L147 247L144 246ZM142 245H143V247H142ZM137 248L138 249L141 248V249L136 251ZM225 249H226L227 252L225 251ZM125 250H127V251L125 252ZM135 251H136V253H135ZM104 253H103V255L106 254V253L105 254ZM149 255H150V257H149ZM106 256H107V258H106ZM106 256H105V259H104L105 262L103 264H105V263L107 264L108 261L111 262V263H112V261H114L112 264H114V263L116 264V260H117L116 258H114L113 256L110 257L108 254H106ZM138 256H139V258H138ZM129 257L132 260H133L134 257L136 259L134 258L135 260H133V262H130L131 259ZM97 258L98 257L93 259V264L97 263V261H98ZM112 259H114V260H112ZM125 259L127 260L126 263H124ZM147 259H148V261H147ZM94 260L96 261V263L94 262ZM225 260H226V262H225ZM254 260H255V262H254ZM15 261L19 262L20 261V257H16ZM109 262H108V264H111ZM148 262H150V263H148Z\"/></svg>", "mask_w": 264, "mask_h": 264}]
</instances>
